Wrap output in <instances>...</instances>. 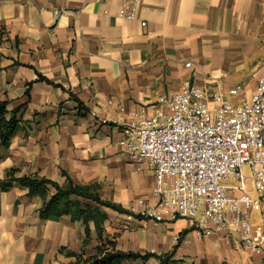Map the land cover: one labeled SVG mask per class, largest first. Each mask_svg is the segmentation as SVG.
<instances>
[{"label":"crops","instance_id":"0c3cea01","mask_svg":"<svg viewBox=\"0 0 264 264\" xmlns=\"http://www.w3.org/2000/svg\"><path fill=\"white\" fill-rule=\"evenodd\" d=\"M124 0H0V100L22 129L0 147V183L17 177L61 185L98 183L101 197L141 214L155 175L122 145L126 124L152 117L186 82L232 104L250 102L264 74V0H141L134 20ZM58 12L62 15H58ZM146 23V26L142 24ZM192 63L191 67H187ZM241 86L239 95L230 91ZM81 102L88 112L79 109ZM42 198L0 188V264H69L67 248L97 253L100 240L69 216L43 220ZM104 237L118 250L164 255L181 264H260L225 235L202 236L186 219L156 222L107 210ZM185 231L188 233L176 242ZM125 264H159L128 260Z\"/></svg>","mask_w":264,"mask_h":264},{"label":"built area","instance_id":"2783aa9c","mask_svg":"<svg viewBox=\"0 0 264 264\" xmlns=\"http://www.w3.org/2000/svg\"><path fill=\"white\" fill-rule=\"evenodd\" d=\"M140 4L124 0L119 17L136 19ZM213 100L215 108L204 90L186 82L180 93L162 99L154 116L125 125L128 158L149 164L155 175L154 203L139 200V215L156 222L189 220L202 236L225 235L264 264V74L250 102L232 104L222 93ZM245 165L253 172L252 190Z\"/></svg>","mask_w":264,"mask_h":264},{"label":"trees","instance_id":"16d2710c","mask_svg":"<svg viewBox=\"0 0 264 264\" xmlns=\"http://www.w3.org/2000/svg\"><path fill=\"white\" fill-rule=\"evenodd\" d=\"M6 34L5 29H0V45L3 43ZM78 103L79 109L88 112V109L81 102L78 101ZM17 114V110L10 113L7 102L0 100V147H9L13 136L22 129V121L17 118ZM16 175L17 171L11 170L7 178L0 183V188L5 192H9L15 187L26 188L29 190L30 196L42 198L43 205L40 213L43 220L51 217L69 216L73 222H80L85 225L86 238L83 243L84 246L91 243L90 224H95L100 240L97 253L86 257L84 251L74 252L67 248L60 249V254L74 259V262L69 264H125L128 260L145 262L151 258H156L159 264H181L173 260L175 250L164 255L124 252L118 250L115 241L105 238L104 226L108 220L107 210H113L137 219H145V217L130 212L120 204L102 199L101 186L98 183L76 184L65 172L66 179L62 185L47 178L17 177ZM187 233L188 231L183 232L180 240Z\"/></svg>","mask_w":264,"mask_h":264},{"label":"rangeland","instance_id":"374dc122","mask_svg":"<svg viewBox=\"0 0 264 264\" xmlns=\"http://www.w3.org/2000/svg\"><path fill=\"white\" fill-rule=\"evenodd\" d=\"M243 173H244V175L247 177V180H246V183H247V186H248V188L250 189V190H252V178H251V176H252V170H251V168L249 167V166H247V165H245L244 167H243ZM222 183H224V184H233V183H235L234 181L233 182H226V181H223ZM253 196L254 197H257V194L254 192L253 193ZM254 217H255V219L257 220V222L259 223L260 221V211H255L254 212Z\"/></svg>","mask_w":264,"mask_h":264}]
</instances>
